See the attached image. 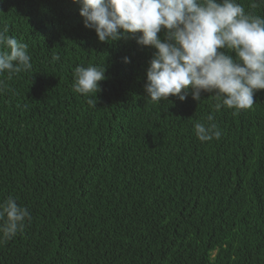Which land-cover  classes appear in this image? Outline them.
Here are the masks:
<instances>
[{
	"label": "trees",
	"instance_id": "trees-1",
	"mask_svg": "<svg viewBox=\"0 0 264 264\" xmlns=\"http://www.w3.org/2000/svg\"><path fill=\"white\" fill-rule=\"evenodd\" d=\"M237 2L264 17L259 0ZM79 7L0 0L32 63L0 74V202L30 213L0 264H264V89L250 109L203 92L153 102L155 49L98 41ZM77 65L105 66L96 96L73 91ZM196 122L223 135L201 142Z\"/></svg>",
	"mask_w": 264,
	"mask_h": 264
},
{
	"label": "clouds",
	"instance_id": "clouds-1",
	"mask_svg": "<svg viewBox=\"0 0 264 264\" xmlns=\"http://www.w3.org/2000/svg\"><path fill=\"white\" fill-rule=\"evenodd\" d=\"M86 28L98 41L134 39L155 49L148 61L144 90L153 102L189 94L199 102L202 92L214 94L216 108L250 109L254 93L264 89V17L246 12L237 0H73ZM264 3V0H259ZM252 8L257 3L251 4ZM28 44L0 27V74L8 78L32 68ZM59 60L58 55L53 56ZM130 63L129 57L123 58ZM105 66L77 65L75 93L88 97L99 92ZM96 106V98H88ZM208 121L213 116L207 117ZM201 142L223 135L215 123L196 122ZM30 213L9 196L0 202V240L13 238L23 229Z\"/></svg>",
	"mask_w": 264,
	"mask_h": 264
}]
</instances>
